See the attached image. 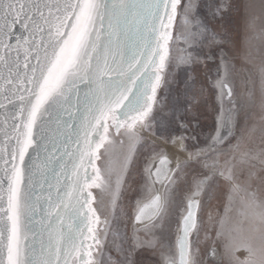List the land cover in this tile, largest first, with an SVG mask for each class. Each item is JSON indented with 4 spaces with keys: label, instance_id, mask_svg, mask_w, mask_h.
Instances as JSON below:
<instances>
[{
    "label": "snow or ice",
    "instance_id": "1",
    "mask_svg": "<svg viewBox=\"0 0 264 264\" xmlns=\"http://www.w3.org/2000/svg\"><path fill=\"white\" fill-rule=\"evenodd\" d=\"M253 37L264 0H0V264H264Z\"/></svg>",
    "mask_w": 264,
    "mask_h": 264
},
{
    "label": "rangeland",
    "instance_id": "2",
    "mask_svg": "<svg viewBox=\"0 0 264 264\" xmlns=\"http://www.w3.org/2000/svg\"><path fill=\"white\" fill-rule=\"evenodd\" d=\"M238 2L241 5L245 2L254 3L255 5H257V11H258V7L261 3V0H238ZM213 23L215 24L217 31L227 32L228 36L231 39L236 40V41H239V39L244 33V28H243L244 21H243L242 15H238L235 10L230 12L223 21H214ZM257 23H258L257 30H259V26L261 22L258 21ZM249 47L251 48L253 62L255 64H258L261 59V52L264 51V42H262L261 39L253 37ZM179 54H180L179 48L174 47L173 55L175 56ZM247 67L252 68L253 65L249 64L247 65ZM179 75L181 76V78L183 77V73H180ZM171 95L172 93H166V96L168 97L169 100L171 99ZM255 118L258 119V117H255ZM200 123H201V128L198 129V131H200L203 136L207 134V132L210 130V127L212 124L211 116L209 115L207 119H205L204 117H201ZM118 226L121 228V230H124L125 227H127V231L129 233L131 232V221L130 220L122 219L119 221ZM245 255L246 253H244L243 250L236 253V256H238L241 260L244 259ZM113 256L115 257V253H113ZM221 264H228V258L224 257L221 260Z\"/></svg>",
    "mask_w": 264,
    "mask_h": 264
},
{
    "label": "water",
    "instance_id": "3",
    "mask_svg": "<svg viewBox=\"0 0 264 264\" xmlns=\"http://www.w3.org/2000/svg\"><path fill=\"white\" fill-rule=\"evenodd\" d=\"M3 110H0V120H3ZM3 137L0 136V141H2Z\"/></svg>",
    "mask_w": 264,
    "mask_h": 264
}]
</instances>
